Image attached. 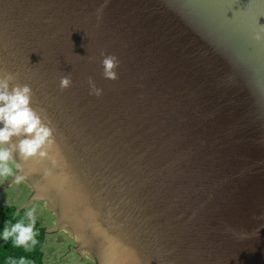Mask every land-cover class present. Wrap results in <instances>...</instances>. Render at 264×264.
<instances>
[{
    "label": "water",
    "instance_id": "95a60500",
    "mask_svg": "<svg viewBox=\"0 0 264 264\" xmlns=\"http://www.w3.org/2000/svg\"><path fill=\"white\" fill-rule=\"evenodd\" d=\"M0 110V193L28 177L45 236L94 264H264V0H0Z\"/></svg>",
    "mask_w": 264,
    "mask_h": 264
},
{
    "label": "rangeland",
    "instance_id": "374dc122",
    "mask_svg": "<svg viewBox=\"0 0 264 264\" xmlns=\"http://www.w3.org/2000/svg\"><path fill=\"white\" fill-rule=\"evenodd\" d=\"M8 157L12 159L13 158L12 153ZM31 162L32 160L29 162L28 164L29 166L28 165L27 166L30 167V169L32 170L31 165L33 166V162L32 163ZM4 166H7V168L4 171L3 175L0 176V186L3 185L4 182L8 183L10 179L12 178L14 171H15L10 161L6 160L4 158L3 153L0 152V168ZM22 179L23 180L21 181H17V182H20L19 184L23 186L25 190V193L23 192L22 197L17 198L20 195L19 194L17 196V191L21 192L22 187L21 188L19 186L12 187L14 184H16L15 182L11 187L7 189H3L1 191L0 208H6L8 206H11L12 203L13 205H17L19 207H22L23 205L26 204V201L28 200V199L26 200V198L28 195L29 188H27V186L22 183L23 182L26 183L25 180H28V177L27 178L22 177ZM13 193H14V197L16 198V200L7 201L8 199L7 196L9 195L10 197V195H13ZM27 210H29L30 213H33L38 218V220L41 222V224H43V226L46 227L48 230L55 229L58 220H57V215L53 211L52 206L45 204V202L42 200H35V203L33 201L31 206ZM70 212L71 211L69 209V206L67 205L66 207L62 209V212H61L62 216H64V220H66L67 222H70V220L67 219V216L69 219L71 218ZM72 220H73V223L75 222L74 224L76 226L81 225L79 223L83 221L82 217H78L77 215L75 216L74 214H73ZM47 237H48V241L44 245L45 246L44 248L45 264H83L87 261H89V264L95 263L94 256L88 249L84 248L83 246L82 248L80 247L78 248L79 251L76 249V246L78 245L77 239L81 238V234L77 232L71 233V230L68 228V226H64L57 233H52V234L49 233ZM69 247H71L70 249L72 250H69ZM80 253L83 255V258Z\"/></svg>",
    "mask_w": 264,
    "mask_h": 264
},
{
    "label": "trees",
    "instance_id": "16d2710c",
    "mask_svg": "<svg viewBox=\"0 0 264 264\" xmlns=\"http://www.w3.org/2000/svg\"><path fill=\"white\" fill-rule=\"evenodd\" d=\"M18 207L0 208V264H45L47 228Z\"/></svg>",
    "mask_w": 264,
    "mask_h": 264
},
{
    "label": "flooded vegetation",
    "instance_id": "af4514ba",
    "mask_svg": "<svg viewBox=\"0 0 264 264\" xmlns=\"http://www.w3.org/2000/svg\"><path fill=\"white\" fill-rule=\"evenodd\" d=\"M0 150H1L0 152L3 153V155H4V158H5L6 160L10 161V163H11L12 166H13V169H15V171H16V169H17V168H16V164L14 163L13 159H10V158L8 157V155L6 154V150H5V148L1 147ZM6 168H7V166H4V167H1V168H0V176L3 175L4 171L6 170ZM15 171H14V172H15ZM19 183H20V182H16V184H14L15 186H14V185L12 186V187L19 186L20 188L22 187V189H21L22 191H21V192L17 191V196L20 194L17 198L22 197L23 192L25 193L24 187L21 186ZM5 184H6V183L4 182V184L0 186V189H1V187L4 186ZM22 184L26 185L27 188H29V189H28V195H27V198H26V200H27V199H29L30 195L32 194V190H31V188L28 186V184H26V183H24V182H23ZM19 187H18V188H19ZM18 192H19V193H18ZM0 194H1V193H0ZM10 197H11V199H10ZM10 197H9V195L7 196V198H8L7 201H9V200H11V201H15V200H16V198L14 197V193H13V195H10ZM26 202H27V201H26ZM34 203H35V202H34ZM11 205H13V203H12ZM15 206H16V205H15ZM46 230H47V229H46ZM45 233H46V232H45ZM45 237H46V242H45V244H46L47 241H48V237H47V236H45ZM70 248H71V247H69V250H72V249H70ZM90 263H92V262H90ZM83 264H89V261H87V262H85V263H83ZM92 264H93V263H92Z\"/></svg>",
    "mask_w": 264,
    "mask_h": 264
},
{
    "label": "bare ground",
    "instance_id": "6f19581e",
    "mask_svg": "<svg viewBox=\"0 0 264 264\" xmlns=\"http://www.w3.org/2000/svg\"><path fill=\"white\" fill-rule=\"evenodd\" d=\"M33 163H35L36 161H32ZM29 166V165H28ZM28 168H30V167H28ZM31 168H32V165H31ZM29 171V170H28ZM82 219H83V217H82ZM82 223H84V219H83V221H81L79 224H81L82 225ZM129 259H131V257H128ZM107 258H105V261H106V263H107ZM108 264V263H107Z\"/></svg>",
    "mask_w": 264,
    "mask_h": 264
}]
</instances>
